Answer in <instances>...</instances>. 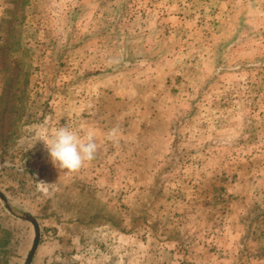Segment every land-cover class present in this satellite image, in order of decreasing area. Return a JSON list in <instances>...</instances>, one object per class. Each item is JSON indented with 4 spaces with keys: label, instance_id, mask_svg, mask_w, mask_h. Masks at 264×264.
<instances>
[{
    "label": "rangeland",
    "instance_id": "obj_1",
    "mask_svg": "<svg viewBox=\"0 0 264 264\" xmlns=\"http://www.w3.org/2000/svg\"><path fill=\"white\" fill-rule=\"evenodd\" d=\"M0 193V264H264V0H0Z\"/></svg>",
    "mask_w": 264,
    "mask_h": 264
},
{
    "label": "clouds",
    "instance_id": "obj_2",
    "mask_svg": "<svg viewBox=\"0 0 264 264\" xmlns=\"http://www.w3.org/2000/svg\"><path fill=\"white\" fill-rule=\"evenodd\" d=\"M43 132L37 141H41L48 153L50 163L60 174L71 175L90 164L97 155L98 145L95 133H79L71 124L59 126L49 133L43 126ZM120 129L113 127L106 133V139L118 142ZM40 185H48L43 181Z\"/></svg>",
    "mask_w": 264,
    "mask_h": 264
},
{
    "label": "water",
    "instance_id": "obj_3",
    "mask_svg": "<svg viewBox=\"0 0 264 264\" xmlns=\"http://www.w3.org/2000/svg\"><path fill=\"white\" fill-rule=\"evenodd\" d=\"M0 199L2 201H5V197L0 193ZM29 221L31 222V224L33 225L34 227V230H35V236H34V239H33V243H32V246H31V249L27 255V258L24 262V264H30L31 260H32V257L34 255V252L36 250V247L38 245V241H39V229L34 221L33 218H29Z\"/></svg>",
    "mask_w": 264,
    "mask_h": 264
},
{
    "label": "crops",
    "instance_id": "obj_4",
    "mask_svg": "<svg viewBox=\"0 0 264 264\" xmlns=\"http://www.w3.org/2000/svg\"><path fill=\"white\" fill-rule=\"evenodd\" d=\"M199 262H200L201 264H204L202 260H199ZM199 262H196V264H200ZM161 264H173V263H172V260H171V261H166V262L161 263ZM223 264H226V263H223Z\"/></svg>",
    "mask_w": 264,
    "mask_h": 264
}]
</instances>
